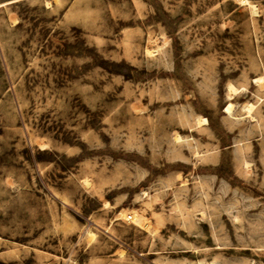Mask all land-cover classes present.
<instances>
[{
  "label": "rangeland",
  "instance_id": "obj_1",
  "mask_svg": "<svg viewBox=\"0 0 264 264\" xmlns=\"http://www.w3.org/2000/svg\"><path fill=\"white\" fill-rule=\"evenodd\" d=\"M208 263L264 264V0H0V264Z\"/></svg>",
  "mask_w": 264,
  "mask_h": 264
},
{
  "label": "bare ground",
  "instance_id": "obj_2",
  "mask_svg": "<svg viewBox=\"0 0 264 264\" xmlns=\"http://www.w3.org/2000/svg\"><path fill=\"white\" fill-rule=\"evenodd\" d=\"M253 7V5L251 6V8ZM148 53H150V51H147ZM255 80L257 81V82H261V80H262V77H256L255 78ZM227 90L228 91H234V88L232 87V85H230V84H228L227 85ZM230 107H231V103H228L226 106H225V110L226 111H229V109H230ZM252 108V104H248L247 106H246V109L247 110H250ZM116 216L118 217V218H122V219H125V218H127V216H130V218H131V221L134 223V224H136V225H138V226H140V227H142V228H148V223H147V219L143 216V214L142 213H140L137 209H135V208H129V209H127V208H121L119 211H118V213L116 214ZM208 264H212V263H208Z\"/></svg>",
  "mask_w": 264,
  "mask_h": 264
}]
</instances>
